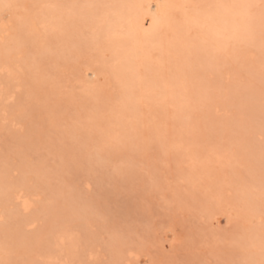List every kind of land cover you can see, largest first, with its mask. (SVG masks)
<instances>
[{
    "label": "rangeland",
    "instance_id": "1",
    "mask_svg": "<svg viewBox=\"0 0 264 264\" xmlns=\"http://www.w3.org/2000/svg\"><path fill=\"white\" fill-rule=\"evenodd\" d=\"M3 1L7 2H4L5 4L13 5V7L11 9H5L2 7L5 5ZM49 1H51V3H49ZM79 1L80 0H78V2ZM81 1L85 2L84 0ZM81 1L76 4V7H79L78 4L80 5V3H82V5L84 4ZM119 1L122 2L123 0ZM119 1L117 0V3L121 4ZM145 1L133 0V10H136L135 7L143 5ZM152 1L153 4L156 2L162 3V8L165 7L163 9L164 11L169 10V13L171 9L173 11V14L172 12L170 13L172 14V16L170 15L171 19H169L170 22H168L167 19L170 17L164 15V13L168 11H163V16L166 18L162 16L163 18L161 17L159 20L160 24L163 23L165 28L167 27L165 29L162 25L157 26L159 28L162 27L161 31L165 32L164 34L159 28L156 29V33L159 32V35L160 33L164 34L162 40L167 38V35L172 32L171 26L176 25L178 22V19H176L177 16L175 15L178 14L180 16L179 12H182L183 9L184 12L188 13L185 15L184 12H182L186 18L188 16L193 19L192 21H196L201 18L202 11L205 7L214 9L222 5V3L218 4L220 2L218 0H188L187 2L190 1L189 3L184 2L185 0H170L172 7L168 9L165 6L167 0ZM53 2L56 3L57 6H55ZM115 2L113 1L114 7H116L115 4L117 5ZM0 4V11L6 12L7 18L10 16L14 21H17L19 18V21H24L29 15L41 13L46 7H60L64 10H68L67 7L71 5V0H1ZM226 4H229V2ZM92 5L91 8L95 6V4L94 6ZM99 5L97 6L98 8ZM108 5L112 6V4ZM104 6L108 7L107 2H105ZM175 6H177L178 10L180 9L179 12H177L178 10H176ZM98 11H101L100 8ZM4 15L6 16V14ZM69 15L65 16L66 21H70L68 25H73V23L75 25V23L82 19L81 16L75 18L76 14H73L74 19H72V15ZM87 16L86 14V17ZM10 17L8 19H10ZM86 17L83 18L85 20L82 21L83 23L81 22L82 24L78 22L80 23L78 27L83 28V33L81 31L76 32L80 28H77V30L75 26L73 27H75V32L77 33H75V36H80L82 34L85 36L87 35L88 38L86 41L90 43L89 41L94 39V30L88 26L87 21L90 22L91 20L89 17H87L88 19ZM173 17L176 19L175 21L172 20ZM58 19L59 18L56 17L54 20L58 21ZM61 19L60 17L59 21H61ZM184 19L182 18L183 21ZM185 21L188 26H191V23L189 24L187 20ZM150 22L149 15H146L145 27L147 29H152L151 27H153L151 26L152 22L151 24ZM179 22V24H181L182 21L180 20ZM85 23L87 26H85ZM68 25L66 26L67 28H73L71 25ZM66 27H64V31L70 30ZM169 27L171 29L170 33L167 31ZM183 27L187 28L186 26ZM21 28L20 32H25L23 29L27 30L26 25H23ZM89 28L90 31L88 30ZM12 30L13 35L11 34V37L9 36L10 41L15 37L14 35L16 33L14 29ZM56 31L53 30L50 31V33L48 31L45 34L46 36L43 32V35L41 33L42 36L40 35V37L38 36L39 34L37 35L38 37H26L25 40H27V42L24 41L25 46L20 48L25 49L18 52V57H21H17V60L25 66V58H30H27L28 61H31L30 67H26V70H29L27 71V75L28 73L29 75H24V77L22 75L20 82L22 85L19 84L20 88L12 89V99H9L6 104L0 101V104L1 102L3 104L0 106V176L2 173H7L4 180L0 178V193L5 195L7 192H27V194L34 199L33 201L35 203L30 209L31 211L24 212L21 207L14 206L12 202H10L7 209H5L2 207L0 201V214L3 215V219L1 220L0 218V227H6L11 230L9 235L4 236L6 242L1 241L0 264H11V262L12 264H31L33 260L42 264L46 259L42 248L47 243V240L52 239L56 234L55 232L58 229L56 225L58 224L68 228L73 236L75 235L76 241L80 242H78V245L80 244V258L79 261H74V264H78V262L82 264H249L247 260H245L247 257H256L263 254L264 248L259 247L260 245L257 243L250 242V244L248 243L247 245H240L237 243L238 241L236 239L239 238L237 230L244 224L242 223L243 220L245 222L244 217L246 218L244 210H239L241 208L240 206H234L228 201H225L227 203L223 204V201L217 205L218 207L216 206L213 214L207 215L203 206L195 203L198 199H205L204 196H208L213 190L215 193V191L217 192L220 189V182H218L219 185H217L216 189V184H218L217 179L219 178L220 181L221 176L225 175L224 170L228 169L230 172V166L225 167L220 162L216 161L215 165H219L217 168V170H219L214 174L217 176H210V174L213 173H209L208 175L205 174L204 176L203 174L207 171L204 172L203 169L206 170V168L201 169L199 167V163L203 166V160H205L201 157L202 153L196 152L197 154L200 153L199 159L203 158V160H199L198 157L197 159L195 157V161H198V163L195 161V163H191L192 160L189 159L188 161V158L186 159L187 161L183 160L179 163L177 162V158L175 159V156L178 157L179 155L174 142L169 144V146L172 145L173 148L168 146L166 152L160 155L157 143L154 139L152 140V138H150L152 128L149 127V131L147 128L148 126L146 127L147 129L142 126L140 128L141 132H139V130L137 131L138 142L137 144L134 143L131 145V150L124 147H116L114 144L112 145L113 141L107 138L109 131V120L107 117L111 111V103H116L117 105L118 102L121 101V99L118 98L122 95V89H120L122 87L120 84H116L113 78L110 79L108 74L106 76V74L102 75L101 73L104 71V67L106 68L111 62V56L113 57L112 48L104 46L106 43L102 45L105 49L102 46L97 48L99 52H94L96 50V48L93 50L94 47L91 48V51L89 47H87L88 49L85 48V50L82 51L84 53H81V56L79 55L77 57L68 50V47L66 48V43L63 37L61 38V32H64L63 29H59V34L58 32L55 34L57 38L54 36ZM90 33H93V36H90ZM158 34H156V39L163 35L158 36ZM193 37L194 40H200L202 43V39L199 35ZM193 37H191V39H193ZM124 38L117 40L123 43ZM142 38L141 35L138 36L139 40ZM171 39L169 37L167 39L168 42ZM9 40L7 45L10 44ZM36 40H38V44H35ZM97 41L95 40L94 42ZM103 41L105 42L104 39ZM205 47L206 46H189L190 49H184L181 52L187 57H191L194 54L198 56L204 54L208 56L209 59L212 58V60L215 61H222L221 59H225L226 55H222L224 57H219L221 53L211 50L209 47ZM168 48L171 49V44ZM1 51H6L3 43H0V53ZM214 52H216L218 58H216ZM98 55L99 57H104V59L99 58ZM198 56L195 57L194 55V57L190 58L188 63L190 69L194 65L196 66L194 67L197 68L198 62L196 59H198ZM228 56L226 58H228ZM65 57H67L66 61L64 60ZM177 58L179 57H173V59L171 57L170 59L172 63H178V60L180 61L181 59ZM255 58L254 60L256 61ZM52 59L54 60L52 61ZM56 59L57 61H55ZM155 59H158V57ZM168 60L166 59L163 61L164 63L162 62L165 68L169 65L167 63ZM254 60L250 61L248 67L245 69L238 70V73L231 70V75H227L226 72H224L226 75L223 73L222 76L218 78L216 74H214V76L211 74V77L213 76V79H211L213 83L217 84L221 82L223 85L219 87V90L218 88L215 89L217 94L220 93V95H223V91L225 93L229 85L230 87L231 85H237L236 87L239 89V94L235 95L236 97L233 98L235 101L237 100L236 102H232L229 96L227 99L223 97V100L221 99L222 103H220L221 106L223 104V107L221 108L220 106L222 110L219 108V115L216 116L215 109L211 112L214 113V117L218 120L230 119V124L233 122L235 124L238 121L246 123L245 136H248H246L248 141L264 143V112L262 114L259 112V115H261H257L258 117H256L252 115L253 112L250 108V106L254 103L256 104V102L258 103L256 105H259L260 102L264 104V90L261 88L255 89V94L245 99L248 100L249 103H247V107L245 106L243 108L238 104V100L243 98L240 92L250 90V78L252 74L256 72V67L254 68V66L257 65V69L260 70L258 76L264 77V63L259 62V64H255L258 62H254ZM223 61H225V63L229 61L228 64L226 63L227 68L231 67L230 69H232V65H235L233 59L231 60L232 62H230V58ZM95 63L98 66L94 65ZM169 63V68L172 66V69L175 67L176 69L172 71L171 68H166L170 70V72H164L165 69L162 67L164 73L169 76L174 75L175 72H180V70L177 69V67L180 66L173 67L174 63L173 65H171V62ZM223 63L224 62H222V64ZM200 65L201 64L198 66L199 68H201ZM181 66H184V64ZM91 67L99 70L96 82H88L86 79V74H91ZM180 68L183 70V67ZM143 72H145L144 69ZM38 73L40 76L39 79H37V77H39L37 76ZM223 76L225 79H223ZM145 77V79H147V76ZM109 79L112 82H110ZM118 85H120L119 88H117ZM261 85H264V81H262ZM92 86H95L94 89L96 90H101L103 86H106L110 91L112 90L116 99L112 98L110 95L106 98L98 96L99 101L97 93L95 92L96 90H92ZM189 89V86H187L184 88V92H189ZM216 93H213L212 96H216ZM85 94H93V96L91 95V97ZM140 97L145 98V92H142ZM139 98L138 100L140 101L141 98ZM144 98L141 99L140 108H143V115L148 122L150 121V125L152 126V121H154V124L158 123V119L160 120L159 117L162 113H160L156 122L155 118H157V115L151 113L147 105L151 104V102H149L151 100ZM169 101L170 99H168V102ZM166 106L168 108L173 107L171 104L168 105V103L165 105V108L168 109ZM119 108L120 107H118V109ZM195 114L194 116L191 115L192 120L194 121L195 117H197L196 120L200 121L199 117L202 111L200 110ZM88 115L91 118H89ZM162 116L164 119L165 115L163 114ZM92 117L94 118L93 120ZM189 117L190 116H187V119L183 118L179 123L187 122ZM219 123L220 128L218 131L214 134L208 133L211 136L207 135L206 137L208 140L207 143L217 142L216 151L220 153V156H218V154L214 155V157H219L222 161H224L227 156L236 159V166L239 168L238 171L240 170L244 175L240 182L247 184L253 193H258L259 186L249 180L251 177H254L250 175L247 168V164H251L252 162L257 163L258 157L256 160L255 155L250 152L251 149H244L243 154L245 155L237 158L235 153L238 154L240 152L241 147H243L241 144L244 143H236V149L233 138L239 136L238 133L233 131L231 127V131L230 129H226L227 131H225L222 123ZM251 125H257V127L253 126V129ZM181 128L172 127L169 130H164L163 134L173 140L175 138L174 134ZM143 130L144 132H142ZM180 131H182V129ZM183 131L184 134H181L182 139L186 137L183 136L186 134L184 128ZM188 134L189 136L193 135H190V132L186 135ZM85 137L90 138L91 144L83 143ZM187 137L184 141H186ZM249 139H251V141ZM144 140L147 142L144 143ZM109 144L113 147H109ZM138 145L140 148L137 147ZM142 148L144 150H142ZM172 151H174V154ZM184 151L186 152L187 150L185 149ZM184 151H182V153ZM191 165H193V167ZM222 166H224L225 169H223ZM39 169L41 171L40 176L37 173ZM197 169H199V171ZM200 169L202 170V181L197 186L189 184L188 180H186L189 171L200 173ZM220 173L221 175H218ZM211 178H214L216 182L211 180ZM209 179L211 182H209ZM230 183L224 184L225 198H228L229 193L226 192V190L231 186ZM233 184L237 186L236 182H233ZM202 186H206V188ZM208 186H211V190L213 189L209 194L210 187L208 189ZM199 188L205 189L204 192ZM230 188H232V186ZM205 192L208 195H206ZM192 194L195 196H192ZM242 211L244 213L239 214ZM66 215H70V217L68 218ZM251 215L252 214H250V216ZM239 216L241 217V221H239ZM249 219L250 226H259L260 228V226L262 227L264 225V216L260 215V211L253 213L252 217ZM48 221H51V224H49ZM18 234L19 237H25L27 235L32 236V240L26 245L29 246V248H21L19 251L13 248L15 244L12 240L14 237L18 236ZM90 252L94 254L92 258H90ZM8 256L11 257L9 260L11 262L7 261ZM26 260L28 262H26Z\"/></svg>",
    "mask_w": 264,
    "mask_h": 264
},
{
    "label": "bare ground",
    "instance_id": "2",
    "mask_svg": "<svg viewBox=\"0 0 264 264\" xmlns=\"http://www.w3.org/2000/svg\"><path fill=\"white\" fill-rule=\"evenodd\" d=\"M84 1L85 2L81 1L84 3L83 5H82V3H80L81 6L78 4L79 7H76V4L79 3L78 0H71V5L69 7H67L68 10H64L60 7L59 8L46 7L44 10H42L41 13H36L35 15H31V16L29 15L28 17L25 18L24 21L23 20L19 21L20 18L17 21H14L10 16H9L10 19H8L9 17L6 19V16L4 15V14H6V12L4 13V11H0V43H3V45H5V50H6V51H1V53H0V101H3L4 104H6L9 99L13 98V97H11L13 95L12 89L13 88L14 89L20 88L19 84L21 82L22 75L24 77V75H27V71H29V70H26V67L27 66L30 67V64H31L30 63L31 61L27 60V58L30 59L29 57H27V58L24 57L26 59V61L24 63L25 66L23 65V63L21 64L19 62V60H17V57L19 54L18 52H20V50L23 49V48L22 49H20V48L25 46L24 41L27 42V40H25L26 37H28V36L32 37V38L38 37V36L40 37L41 33L43 35V32L45 35L46 32L49 31V33H50V31H53V30L56 31V29H57V31L54 33V36H55V34L59 31V29H63V31H64V27H66L70 23V21L69 22L66 21L65 16L71 14L72 16L71 15H69V16H71L72 19H74L73 14H76V15L78 14L79 16L75 15V18L81 16V18H82V19L80 18L81 21H78L81 23L83 20H85L83 18H85L86 14H87L88 15L87 17H89L91 20L90 22L87 21L88 26L94 30L93 31L94 32V39L92 41H89L90 43H88L86 41L88 38L87 35L85 36L82 34L80 36H75L77 34L76 32H80V31L82 32V30H83L82 27H78V25L80 26V23H78L77 21H76L77 23H75V25H74V23H73V25L70 24L71 27L75 26L76 29L77 28L78 29L82 28V29L81 30L77 29L78 31L75 32V27L72 28L73 30L70 27H68V28L66 27L67 29H70V30L61 32L63 35V36L61 35V38L63 37V40L66 43V48L68 47V50L71 51L73 53V55H76L77 57L79 55L81 56V53H84L82 51H84L85 48H87V47H89L90 51H91V48L94 47L93 50L96 48V50L94 52H96V51L99 52L97 48H99L104 43H106L104 46H107V47L109 46L112 48L111 51L113 53V57L110 55L111 56V62L107 65L106 68L104 67L105 72L104 71L101 72L102 75L106 74V76H107V74H108L110 76L109 77L110 79L113 78V81L116 82V84L117 83L120 84L122 87V88H120V89H122V95L120 96V98H118V99H121V101L118 102L117 105H116V103L115 104L111 103V107H110L111 111L109 112V114H108L109 116L107 117L109 120V123H108V125H109L108 130L109 131H108L107 138L111 139L113 141L112 145L114 144L116 147H124V148L131 150V148H132L131 145H133L134 143L137 144V142H138V132L137 131L139 130V132H141L140 128L142 126H144L143 128H146L148 126L147 128L149 131H150L149 127L152 128L150 138H152V140L154 139L155 142L157 143V147L159 149L160 155H163L166 152V148H168L169 144L174 142L175 147L177 148V151H178V155H179L178 157L175 156V159L177 158V162H179V163L183 160L189 161V159L192 160L191 163H195V162L198 163V161H195V160L197 159V157L199 159V156H200L199 154L202 153L201 157H203L205 160H203V158H201L204 162L202 161L203 166L201 163H199V167L201 169L206 168V170L203 169L204 172L207 171L206 173L203 174L204 176H205V174L208 175L209 173H213V174H210V176H212V177L217 176V175L215 176V174H214L219 170V169L217 170V168L219 167V165H218L219 163L217 164L218 166H216L215 165L216 161L220 162L225 167L230 166L231 171L229 172L228 169H227L228 171L224 170L225 175L222 174L224 176H221L220 181H219V178L218 179L216 178L217 183L220 182V189L217 192L215 191V193H214V190L212 189L213 192L211 190V186H208V189L210 187L209 192L207 191L208 194L211 192L212 193L208 195L205 192L206 195H208V196H206V197L204 196L205 199H198L197 198L198 200H197V202L195 201V203H197L199 205L201 204L204 208V211L207 212V215H209V214L211 215V213L213 214V212L216 209V206L223 201L224 202L228 201L234 206H236V205L240 206L242 209L240 208L239 210H244V212L246 214V218L244 217L245 222L242 219L243 220L242 223H244V224H242V226H241V223H240L241 227L238 228V230H237V232L239 234V236L237 235L239 238L236 239L238 241L237 243L240 245H247L248 243L250 244V242L251 243L254 242V243H257L258 245H260L259 247L264 248V225L262 227L260 226V228H259V226L258 227L250 226V219H249L250 217H252L253 213L259 212V211H260V215L264 216V143H259V142L254 143L253 141H251V139H249L251 142L248 141V139L246 138L247 135L245 136L246 126H247L246 123L238 121L235 124H234V122L232 124H230V119L229 120L228 119L218 120L214 117V113H212L214 111L213 109H215V114H216V116H218L220 113V109L223 107V104H222V106L220 104V103H222L221 99L223 97L225 99H227L229 96V98L231 97L232 102H236L237 100L235 101V99H233V98L236 97L235 95L239 94V89L236 87L237 85H233V86L231 85V87L229 85V86H227V88H226L227 90L225 91V93L223 91V93H222L223 95H220V93L217 94L215 92L216 91L215 89L218 88V90H219V87H221V85H222L221 82H218L217 84H215L211 80V79H213L214 74H216L217 78H218V77L222 76V74L224 72H226V74L229 75L231 70L232 71L234 70L238 73V70H243L246 67H248L249 62L254 60L255 57H256L255 58L256 61L254 60V62H258L255 64H259V62L264 63L263 62V60H264L263 59V56H264V0H241V1H238V0H218L220 2L219 3L217 2V3L218 4L222 3L221 6H218V7L214 6L215 7L214 9H208L207 7H205V9L202 11L203 13L200 12V13H202L201 18L198 20L195 19L196 21H192L193 19L189 18L188 16H187V18H188L187 19L185 17V15H187L188 13L184 12L183 11L184 9H183L182 12H184V14H185L184 15L182 12H179L180 9L178 10L177 6H175L176 10H178L177 12L180 13V16L176 13H175L176 15L174 14L175 16H177L176 19H178V22L176 21L177 22L176 25H172V26L170 25L172 30L169 27V30H167V31H169L168 33H170L171 31L172 32L169 35H167V38H164V40H162V37H164L165 32L161 31L162 27L161 28L157 27L158 25L164 26V24L162 22H161L162 24H160V22H159L160 18L163 16V11H164L163 9L165 8V7L162 8V5H163L162 3H161L162 5L159 2H156L153 4L152 0H146V1L144 0L145 2L144 3L142 2L143 5H141V6L139 5L138 7H135L136 10H133V7H132L133 0H129V1L123 0L122 2L118 0L119 3L121 2V4H118L117 0H84ZM113 1L114 2L116 1L115 3H117V5L114 3L116 7H114ZM187 1L188 0H185L184 2H186V3L190 2V1L189 2H187ZM192 1H194V0H192ZM4 2L5 1H3V3ZM55 2H57V1H55ZM105 2H107L108 7L104 6ZM110 2H112V3H110ZM228 2H229V4H226ZM5 3H7V2H5ZM49 3H51V1H49ZM230 3H231V5H230ZM26 4H28V3H26ZM53 4H55V6H57L56 3L53 2ZM57 4H59V3L57 2ZM94 4H95V6H94ZM108 4H110V5L112 4V6H109ZM91 5L94 7L91 8ZM98 5H99V8L101 11H98V9H99L97 7ZM175 5H177V4H175ZM165 6L168 9H170L172 7L170 0H167V3ZM96 9H97V12H96ZM164 12H167V13H164V15L170 17V18H167L168 22H170L169 19H171V16L173 14L172 9L170 10V13L172 12V14L169 13V10H166ZM30 13H31V11H30ZM32 13H34V12H32ZM182 14H183V16H182ZM146 15H149V17H150V21L152 22L151 26H153V27H151L152 29H149V28L147 29L145 27ZM203 15H204V17H203ZM23 16H24V14H23ZM58 16H60L62 18L61 21H59L60 17H58ZM24 17H22V18H24ZM56 17L59 18L58 21L54 20ZM174 17L172 19L173 21L176 20V19H174ZM164 18H166V17H164ZM182 18L183 19L185 18L184 21L182 20ZM179 19L182 21L181 24H179L180 23ZM164 20H166V19H164ZM185 20H187L189 24L191 23L190 24L191 26H188L186 24L187 22ZM151 22H150V24H151ZM23 25H26L27 30L23 29V31H25V32H20V30L22 29L21 27ZM70 25H68V26H70ZM85 26H87L86 23H85ZM183 26H186L187 28H184ZM66 28H65V30H66ZM90 28L88 29L89 31H90ZM157 28H159L161 32H164V34L160 33V35L163 34L162 36H160L158 34L159 32L156 33ZM164 28H165V26H164ZM12 29H14V31H16V33L14 35L15 37L13 39H11V41H10L9 38L11 37L10 35L12 34V31H13ZM52 33H51V36H52ZM58 34H59V32H58ZM90 34H91L90 36H93L92 35L93 33H90ZM156 34H158V36L161 37V38L158 37L160 40L158 38L156 39V37H157ZM119 35H121V36H119ZM139 35H141L144 39L142 38L141 40H139L138 39ZM196 35H199L201 37L202 43L200 42V40L199 41L194 40L193 36H196ZM49 36H50V34H49ZM169 37H170V39L171 38L172 39L169 40V42H168L167 39ZM191 37H193V39H191ZM120 38H124L123 43L118 41ZM97 39H98V41H97ZM103 39L105 40V42L103 41ZM8 40L10 41L9 45H7ZM95 40L97 42H94ZM46 41H47V39H46ZM57 41H58V39H57ZM37 42H38V40L35 41V44ZM55 43H58V42H55ZM107 43H108V45H107ZM170 44H171V49L168 48ZM189 46H194V47L195 46L196 47L206 46L205 48L209 47V48H211V50H215V51L221 53L219 55V57H221L222 55H226V57H227L229 55L230 57L228 56V58H230V62H232L231 60L233 59L235 61V65H232V69H230L231 68L230 65H229L230 68H227V64L229 61L226 62L227 64L225 63V61H223L225 59L228 60V58H226V57H225V59H221L222 61L217 60L218 61L217 62L215 60H212V58L209 59V57L204 55V54L199 55V56L194 54L195 57L198 56V59H196V61L198 62L197 68H195L196 67L195 65H194L195 67L191 65L193 67V69H192V67L190 69L189 68L190 65H188V63H189L190 58L194 57V55L191 57H187V56H184L185 54H182V52H181L184 49H190ZM107 47H106V49H107ZM103 48L105 49V47H103ZM58 50H60V49H58ZM102 52H103V50H102ZM193 53H195V52H193ZM214 53L216 54V52H214ZM19 57H21V56H19ZM67 57H65V59H64L65 61H66ZM98 57H99V55H98ZM98 57H96V58H98ZM156 57H158V59H155ZM171 57H172V59H173V57H179L181 59L180 61L182 63L178 60V63L180 62L179 63L180 65L177 62H176L177 64L173 62L174 63V65H173V63L170 59ZM205 57H208V58H205ZM222 57H224V56H222ZM99 58H102V57L100 56ZM179 58H177V59H179ZM216 58H218L217 54H216ZM102 59H104V57ZM166 59L167 60L169 59L168 62L166 61L169 64L168 66H170L169 62H171L172 63L171 65H173V67H175V66L183 67V70H181L180 67H177V69L180 70L181 73L175 72L174 75H169V76H168V74L164 73V72H170V70L166 69V68H169L167 66V63H166V66H167L166 68L162 64V62ZM53 60L54 59H52V61ZM108 60H110V59H108ZM55 61H57V59ZM37 62H40V61H37ZM222 62H224L225 64L223 63L224 64L223 65ZM64 63H67V62H64ZM104 63H106V62H104ZM220 63L222 64V66ZM101 64H103V63H101ZM182 64H184V66H181ZM199 64H201L200 65L201 68L198 67ZM68 65H70V64H68ZM94 65H96V63ZM96 66H98V65H96ZM96 66H93V67H96ZM140 67H144V68H140ZM162 67H164L163 69H165L164 72L162 71L163 70ZM255 67H256V69H255L256 72H254L255 74H252V76L250 78V83H251L250 90L246 91V92L245 91L240 92V95L244 99L242 98V99L238 100V104L243 108L245 106L247 107V103H248V100H245V99H248L251 97V95H254L255 89L261 88L262 90H264V85H261L262 81H264V77L258 76V73L260 72V70L257 69V67H258L257 65L254 66V68ZM143 69L145 72H143ZM175 69H176V67L174 69L171 68L172 71ZM184 70H185V72H184ZM211 74L213 75L212 77H211ZM28 75H29V73H28ZM98 75H99V70L96 68H92L91 74L90 75L86 74V79L88 80V82H96ZM144 75L147 76V79H145L146 77ZM37 76H39V73ZM39 78H40V76L37 77V79H39ZM227 78H229V77H227ZM110 79H109V81H110ZM214 79H216V78H214ZM223 79H225L224 76H223ZM23 81H24V79H23ZM86 81H85V83L87 84ZM110 82H112V81H110ZM20 85H22V84H20ZM111 85H112V83H111ZM120 85H118L117 88H119ZM187 86H189V88H190L189 92H186V91L184 92V88H186ZM94 88H95V86L94 87L92 86V90H96ZM96 88H97V86H96ZM98 88H99V85H98ZM115 88H116V85H115ZM137 88H138V90H137ZM95 92L97 93V98H98V96L102 97V98H106L109 95L112 96V98H115L114 94L112 93V90L110 91V89L106 88V86H103V88L101 90H96ZM142 92L143 93L145 92V98L144 97H142V98H144V99L147 98L148 100H151V101H149V102H151V104H147V105L149 106L150 112L157 115L156 116L157 118H155L156 119L155 121L157 122V119H158V116L160 115V113H162L161 116L163 114L165 115L164 119L162 116V120H161V116H160L159 118L161 121L158 119V123L155 122L156 124H154V121H152L153 122L152 126L150 125V121L148 122V120H146V118L144 117L143 108L142 107H141L142 109L140 108V106H141L140 102L142 99L140 96H141ZM212 92L216 93V96H212V94H213ZM93 94H90V95L85 94V95H88V96L92 95L93 96ZM138 98L140 99V101L138 100ZM166 98L170 99V101L168 102V99H166ZM98 100H99V98H98ZM107 100H109V99H107ZM228 100H230V99H228ZM230 101H229V103H230ZM149 102H147V103H149ZM167 103H168V105L171 104L173 107L168 108L166 106L168 108V109H166L165 105H167ZM256 104H258V103L256 102ZM256 104L255 103L252 104L250 106V108H251V111L253 112L252 115L253 116L255 115L256 117H258L264 112V104H262L261 102L259 103L260 106L256 105ZM1 105H3L2 102H1L0 106ZM220 106H221V108H220ZM261 106H263V107H261ZM118 107H120V108L118 109ZM113 109L114 110L116 109V110L114 111ZM200 110L202 111V114L199 117L200 121H197L196 120L197 117H195V120H196V123H195V120L194 121L192 120L191 115L194 116V114L198 113ZM259 112L261 113L260 115H259ZM250 115H249V117H250ZM187 116H190L191 118L190 117L189 118L191 120L188 118V121L186 120L187 122L179 123V121L182 120L183 118L187 119L186 118ZM88 117L91 118L89 115H88ZM263 118H264V116H263ZM93 119L94 118L92 117V120ZM219 122L222 123V125L224 127L223 129H225V131H227L226 129L229 130L231 127L233 129V131H236L238 133L239 136H236L235 138H233V140H234L233 142H235L234 146L236 147V149H237L236 143L237 144H238V142H240V144L244 143V144H241L243 146V147H241L242 150L240 149V152L238 154L235 153L237 158L242 156V155H245V154H243L244 149L245 150L251 149L250 152H252L255 155L256 160L258 157L257 163H253V162L251 163L250 162L251 164H247V168L250 172V175L254 177V178H252L250 176L251 178L249 180L256 183L257 186H259V188H258L259 192L258 193L257 192L253 193V191L247 186V184L240 182L241 179L244 177V175L242 172H240V170L238 171L239 168H237V166H236V163H237L236 159H233L232 157L227 156L226 159H224V161H222L221 158H219V157L215 158L214 157V155H218V154H219L218 156H220V153L218 151H216V143L217 142L207 143L208 140L206 139V137H207V135L214 134L216 131H218V129L220 128ZM253 126L257 127V125H251L252 128H253ZM172 127H180V128L182 127L181 128L182 131L184 128L186 134L190 132V135L191 134H193V135H191V136H189V134L183 135L186 137L188 136L186 141H184L186 137H183L184 139H182L181 134L184 131L182 132V131H180L181 130L180 129V130H178L177 133L174 134L175 138L173 140H171V138L169 139L167 137V135L165 136L163 134V131L169 130ZM232 129H230V131ZM142 132H144V130ZM191 132H193V133H191ZM148 134H150V133H148ZM209 136H211V135H209ZM189 137H192V138H189ZM144 141H145L144 143L147 142L146 140H144ZM155 142H154V144H155ZM252 142H253V145H252ZM83 143L91 144L90 138L85 137V139L83 140ZM255 144H257V145H255ZM112 145L110 146V144H109V147H113ZM145 146H148V145H145ZM256 146H257V148H256ZM137 147L140 148L139 145ZM169 147L173 148L172 145H170ZM175 147H174V149H175ZM103 148H104V146H103ZM183 149L184 150L186 149L187 151L185 152ZM142 150H144V149L142 148ZM182 151H184V152L182 153ZM197 151L200 153L197 154L196 153ZM173 152L174 151H172V153ZM233 152H235V151H233ZM195 157H196V159H195ZM171 158H172V155H171ZM201 159H199V160H201ZM261 160H263V161H261ZM200 164H201V166H200ZM191 166L193 167V165H191ZM224 166H222L223 169H225ZM201 169H200V173H198L196 171H191V170L189 171V173L187 174V179H186V180H188L189 184H192L195 186L199 185V183L203 179L202 175H201V173H202ZM197 170L199 171V169H197ZM37 173L39 176L41 175L40 169ZM260 173H262V174H260ZM5 175H7V173H5V174L2 173L0 178L1 179L3 178V180H4ZM218 175H221V173ZM259 175L261 178L259 177ZM3 180H1V181H3ZM211 180H214L216 182V180L214 178H211ZM209 182H211L210 179H209ZM230 182H232V183H230ZM233 182L234 183L236 182L237 186H235V184H233ZM226 183L227 184L230 183L232 186V188H230L231 187L230 186L229 189L226 190V192L229 193L228 198H225V194H224V191H225L224 190L225 189L224 184L226 185ZM232 184L234 185V187ZM217 185H219V183L216 184V189H217ZM199 187H201V186H199ZM204 187L206 188V186H204ZM203 188H199V189L203 190V192H204L205 189H203ZM231 192H232V194H231ZM28 193H29V191H28ZM194 194H192V196ZM33 200L34 199H32V197L29 194H27V192H7V193H5V195H2V194L0 195V201L2 203V207L7 209L8 204L10 202H12V204L14 206L21 207L23 209L22 211H24V212L29 211L35 205ZM224 202H223V204L227 203V202H225V203ZM193 205H194V203H193ZM220 209H221V207H220ZM244 212L242 211L239 214H242ZM250 214H252V215L250 216ZM66 216L68 218L70 217V215H66ZM241 217L239 218V221H241L240 220ZM0 218L2 220L3 215L0 214ZM48 223L51 224V221H48ZM56 228H58L57 231L55 232L56 234L53 236L52 239L47 240V243L42 248V251L46 257L45 261L42 264H74L73 262L76 260L79 261V258H80V255H79L80 254V251H79V247H80L79 245L80 244L78 245L79 241L77 242L75 235L73 236L72 232L68 228L62 227L61 224L56 225ZM10 231L11 230L9 228L0 227V245H1V241L6 242L4 236L9 235V233H11ZM31 240H32V236L27 235L25 237H23V236L19 237V234H18V236L14 237L12 240L13 243L15 244V246H13V248L16 251H19L21 248H27V247L29 248V246H26V245ZM41 240H42V238H41ZM23 252H24V250H23ZM31 253H33V252H31ZM89 255H90V258H92V256H94V254L92 252H90ZM0 256H1V253H0ZM10 259H11V257L8 256L7 261H9ZM32 259H34V258H32ZM244 259H245V257H244ZM29 260H31V259H29ZM245 260H247V262L249 264H264V253L259 255V256H256V257L255 256L247 257ZM9 262H11V261H9ZM26 262H28V261L26 260ZM6 264H8V263H6ZM11 264H12V262H11ZM31 264H41V263H38L35 260H33L31 262ZM78 264H82V263L78 262Z\"/></svg>",
    "mask_w": 264,
    "mask_h": 264
},
{
    "label": "snow or ice",
    "instance_id": "3",
    "mask_svg": "<svg viewBox=\"0 0 264 264\" xmlns=\"http://www.w3.org/2000/svg\"><path fill=\"white\" fill-rule=\"evenodd\" d=\"M3 7H4L5 9H11V8L13 7V5L5 4V5H3ZM6 18H7V13H6Z\"/></svg>",
    "mask_w": 264,
    "mask_h": 264
}]
</instances>
